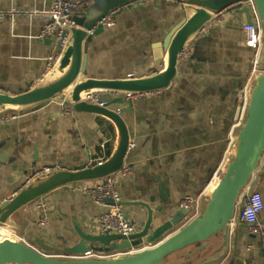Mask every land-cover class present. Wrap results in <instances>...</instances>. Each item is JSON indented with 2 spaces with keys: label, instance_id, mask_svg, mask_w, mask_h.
Instances as JSON below:
<instances>
[{
  "label": "crops",
  "instance_id": "obj_1",
  "mask_svg": "<svg viewBox=\"0 0 264 264\" xmlns=\"http://www.w3.org/2000/svg\"><path fill=\"white\" fill-rule=\"evenodd\" d=\"M180 2L138 0L118 8L114 24L93 36L87 46L86 75L114 79L160 70L164 39L183 19L177 10ZM50 5L51 0H0V89L14 93L29 89L48 71L51 44L37 38L41 22L26 13ZM86 9L78 12L84 15ZM233 14L219 26H206L195 37L187 47L188 59L180 63L168 89L140 95L133 102L124 100L122 94L100 93L112 109H121L135 143L126 158L133 164V174L118 184L121 200L141 201L154 210L148 233L154 238L134 251L153 246L186 224L188 212L179 208L184 197L199 198L202 214L217 185L215 179L235 154L255 78H251L252 49L242 33L246 17ZM60 110L53 100L23 110L16 119L0 125V151L8 154L4 161L0 156V204L24 188L44 165L76 170L98 164L111 153L114 142H108L106 149L100 146L105 138L116 135L109 120L76 112L64 117ZM82 184L66 185L40 198L48 207V224L43 227L34 225L36 202L17 212L13 216L16 227L6 226L9 236L53 258L78 259L88 248H105L80 237V232L104 234L98 225L104 208L74 190ZM252 187L264 200V158ZM240 207L238 203L227 241L222 231L203 245L169 255L165 264H264V238L254 236L241 222ZM123 209L140 232L147 208L129 204ZM177 212L182 221L173 225L172 215ZM259 220L264 222V209ZM163 224L169 229L157 238L156 230ZM91 253L97 252L92 249Z\"/></svg>",
  "mask_w": 264,
  "mask_h": 264
},
{
  "label": "water",
  "instance_id": "obj_2",
  "mask_svg": "<svg viewBox=\"0 0 264 264\" xmlns=\"http://www.w3.org/2000/svg\"><path fill=\"white\" fill-rule=\"evenodd\" d=\"M138 0H96L83 16L74 17L75 26H67L68 40L53 66L34 82L29 89L11 92L0 89V112L23 111L55 100L58 104H72L76 113L99 115L109 120L116 132L112 151L101 164L71 170H58L38 175L11 199L0 204V226L15 228L13 216L49 194L53 190L76 183L97 182L116 174L125 162L130 142V130L121 113L100 105L86 102L92 93L143 95L168 89L178 76L179 55L208 25L219 26L233 16L244 14L247 22L253 20L247 4L241 0H181L177 5L183 19L164 39L163 65L152 74L124 78L100 79L86 75V51L93 36L104 31L96 23L108 13ZM263 32V52L259 73L251 88L246 116L237 135L235 154L227 164L224 175L212 190L210 200L202 214L183 224L177 231L145 249L109 258L61 259L43 254L26 242L5 236L0 231V264H165V259L188 246L203 245L212 236L225 232L245 188L252 182L254 173L264 158V0H252ZM221 18V20H219ZM51 40L47 42L50 43ZM1 160L8 154L0 151ZM111 203V200H106ZM122 206L135 204L147 208V219L143 229L129 236L105 233L99 236L79 233L84 242L100 243L105 248H88L84 252L124 250L151 242L148 235L154 220V210L141 201H120ZM184 213L188 210L183 209ZM172 224L182 221L178 212L172 215ZM163 224L156 230L157 238L168 230ZM3 235V236H2ZM255 236V235H254ZM144 239L143 242L139 239ZM116 243L110 246L111 243ZM44 248V247H43ZM83 252V253H84Z\"/></svg>",
  "mask_w": 264,
  "mask_h": 264
},
{
  "label": "built area",
  "instance_id": "obj_3",
  "mask_svg": "<svg viewBox=\"0 0 264 264\" xmlns=\"http://www.w3.org/2000/svg\"><path fill=\"white\" fill-rule=\"evenodd\" d=\"M96 0H51V5L47 9H36L27 12L26 15L31 18L39 19L40 31L37 38L42 42L50 41L51 54L47 58L48 70L58 59L61 50L65 46L68 40V33L66 32L67 26H75L74 17L83 16V12H78L80 9H86L92 5ZM156 1V0H155ZM172 1V0H165ZM244 1L249 7L253 20L251 22H244L242 25V33L246 38V44L252 49V67H251V78H255L259 73L262 72L261 56L263 52V32L260 25L257 13L254 9L252 0H241ZM17 11V10H16ZM117 9L108 13L101 18L95 25L94 29L99 25L104 27H111L115 22V14ZM3 14L0 13V17ZM189 51L187 48L181 51L179 55V62L188 59ZM123 99L128 102H133L140 95L122 94ZM84 100L90 104L100 105L103 107H110L108 101L101 98L100 93H92L84 98ZM60 114L64 117L71 116L75 113L72 104L61 103ZM112 109V108H111ZM117 112H121L120 108L113 109ZM21 111H4L0 112V125L5 122H10L17 118ZM116 138L110 135L105 138L100 146L103 149L107 148L108 142H114ZM135 147V143L130 140L128 151L125 155V162L122 168L114 175L107 177L101 181L83 183L80 187H75L74 190H79L89 195L97 204L101 205L104 210L98 217V225L102 233L109 234H120L129 236L136 233V227L134 221L130 219L124 212L123 206L119 203L121 196L118 190V184L122 179L130 178L133 174V164L126 161L127 154L130 149ZM110 155V154H109ZM109 155H105L98 164L103 163ZM60 166L56 165H44L40 171L36 174L42 175L58 170H64ZM35 176V177H36ZM106 200H111V203H107ZM241 205L239 210V219L249 227V231L261 238H264V222L259 220V214L264 209V200L262 194L252 187V182L243 191L239 200ZM180 209L188 210L187 222L193 220L200 213V202L199 198L192 196H186L179 202ZM36 210L38 217L34 221V225L43 227L48 224V207L40 199L36 201ZM186 222V223H187ZM0 231L9 236V228L6 226L1 227ZM134 246H131L124 250H111V251H96L97 253L86 252L82 258H109L120 255L129 254L138 250H133Z\"/></svg>",
  "mask_w": 264,
  "mask_h": 264
},
{
  "label": "bare ground",
  "instance_id": "obj_4",
  "mask_svg": "<svg viewBox=\"0 0 264 264\" xmlns=\"http://www.w3.org/2000/svg\"><path fill=\"white\" fill-rule=\"evenodd\" d=\"M180 54H181V53H180ZM223 175H224V173L221 175V177H218V178L215 179V182H217V184H218L219 181L222 179ZM2 236H3V235H2ZM5 236H7V235H5ZM8 237H10V236H8ZM153 238H154V237H151L150 240H153Z\"/></svg>",
  "mask_w": 264,
  "mask_h": 264
},
{
  "label": "trees",
  "instance_id": "obj_5",
  "mask_svg": "<svg viewBox=\"0 0 264 264\" xmlns=\"http://www.w3.org/2000/svg\"><path fill=\"white\" fill-rule=\"evenodd\" d=\"M8 111H15V110H8ZM18 112V111H17ZM110 154V151L108 152V155Z\"/></svg>",
  "mask_w": 264,
  "mask_h": 264
},
{
  "label": "rangeland",
  "instance_id": "obj_6",
  "mask_svg": "<svg viewBox=\"0 0 264 264\" xmlns=\"http://www.w3.org/2000/svg\"><path fill=\"white\" fill-rule=\"evenodd\" d=\"M262 71H263V68L261 67ZM162 240V238L160 239V241Z\"/></svg>",
  "mask_w": 264,
  "mask_h": 264
}]
</instances>
